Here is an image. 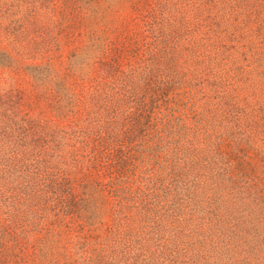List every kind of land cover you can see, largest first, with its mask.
Returning a JSON list of instances; mask_svg holds the SVG:
<instances>
[{
    "label": "rangeland",
    "instance_id": "1",
    "mask_svg": "<svg viewBox=\"0 0 264 264\" xmlns=\"http://www.w3.org/2000/svg\"><path fill=\"white\" fill-rule=\"evenodd\" d=\"M0 264H264V0H0Z\"/></svg>",
    "mask_w": 264,
    "mask_h": 264
}]
</instances>
